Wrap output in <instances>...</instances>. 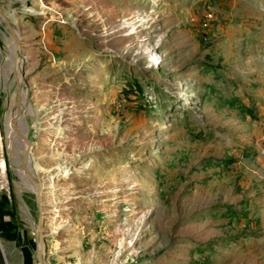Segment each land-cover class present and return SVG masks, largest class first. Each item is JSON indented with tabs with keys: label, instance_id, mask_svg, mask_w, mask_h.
<instances>
[{
	"label": "rangeland",
	"instance_id": "374dc122",
	"mask_svg": "<svg viewBox=\"0 0 264 264\" xmlns=\"http://www.w3.org/2000/svg\"><path fill=\"white\" fill-rule=\"evenodd\" d=\"M0 4V214L46 264H264V0Z\"/></svg>",
	"mask_w": 264,
	"mask_h": 264
},
{
	"label": "crops",
	"instance_id": "0c3cea01",
	"mask_svg": "<svg viewBox=\"0 0 264 264\" xmlns=\"http://www.w3.org/2000/svg\"><path fill=\"white\" fill-rule=\"evenodd\" d=\"M6 219L8 216L0 214V224L4 225L3 228H0V234L8 244L14 246L9 247L11 264H41L37 252L33 248V239L29 228H21L6 222Z\"/></svg>",
	"mask_w": 264,
	"mask_h": 264
},
{
	"label": "bare ground",
	"instance_id": "6f19581e",
	"mask_svg": "<svg viewBox=\"0 0 264 264\" xmlns=\"http://www.w3.org/2000/svg\"><path fill=\"white\" fill-rule=\"evenodd\" d=\"M0 20H1V17H0ZM15 32H16V35H19V32L15 29ZM11 36H12V39H13V43L8 47L9 49H8V58L10 59V62H11V66H10V68L11 69H13V68H15L16 69V71H17V77H16V80H17V78H18V81H20L19 82V84H23V88L25 89L24 91V98H22V101H20V102H23V104H25L26 106H28V101L26 100L27 98H26V96L28 97V94H27V88H26V85H25V81H24V77H23V75H22V73H21V71H22V69H23V59H21V57H20V53H19V51H18V48H17V43H16V40H15V37L11 34ZM9 62V63H10ZM19 102V103H20ZM22 104V105H23ZM21 105V106H22ZM7 122H8V117H7ZM8 133L11 135H9L10 136V140H11V146H13L12 144H13V142H12V137H13V133H14V130H13V128H12V126H11V129L8 131ZM15 137V136H14ZM24 137H25V135H24ZM25 139V138H24ZM23 144H25V143H23ZM13 148V147H12ZM25 151H26V157L27 158H25V160L27 161V162H29L30 161V158H31V156H32V151L30 150V148H29V146H27V149H24ZM26 163V162H25ZM23 165V164H22ZM23 167V166H22ZM31 167V166H30ZM24 168V167H23ZM34 172H35V168H29V169H27L26 170V172H24V173H22V172H20L22 175H25L26 177H28L29 179H30V182H31V184H32V186L34 187V190L35 191H37L38 192V194L39 193H41V190H40V192H39V190L37 189V183H38V185H39V182H37V177L35 176V174H34ZM21 184V183H20ZM22 185V184H21ZM41 189V188H40ZM42 257V256H41ZM38 258H39V256H38ZM43 258V260L42 261H40L42 264H46L45 263V260H44V256L42 257Z\"/></svg>",
	"mask_w": 264,
	"mask_h": 264
},
{
	"label": "water",
	"instance_id": "95a60500",
	"mask_svg": "<svg viewBox=\"0 0 264 264\" xmlns=\"http://www.w3.org/2000/svg\"><path fill=\"white\" fill-rule=\"evenodd\" d=\"M0 17L2 19V21H4L10 31V33L15 37V40H16V43H17V48H18V51L20 53V37L19 35H16V32H15V25H13V23H11V21L6 17L2 7H1V4H0ZM17 30V29H16ZM23 77H24V71L22 69L21 71ZM25 79V77H24ZM37 189L39 190L40 192V184L38 185L37 183ZM38 198H39V205L41 206V193L38 194ZM39 206V207H40ZM43 212L41 210V207H40V213H39V223H38V230H39V234L41 236V245H40V253H39V260L42 261L43 260V256H44V249H45V246H44V234H43V230H42V225L44 224V220H43ZM42 256V257H41ZM41 263V262H40ZM42 264V263H41Z\"/></svg>",
	"mask_w": 264,
	"mask_h": 264
},
{
	"label": "built area",
	"instance_id": "2783aa9c",
	"mask_svg": "<svg viewBox=\"0 0 264 264\" xmlns=\"http://www.w3.org/2000/svg\"><path fill=\"white\" fill-rule=\"evenodd\" d=\"M213 19V14L212 13H209L207 14V20L206 22L204 23L205 26H208L209 22Z\"/></svg>",
	"mask_w": 264,
	"mask_h": 264
}]
</instances>
